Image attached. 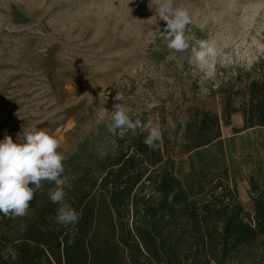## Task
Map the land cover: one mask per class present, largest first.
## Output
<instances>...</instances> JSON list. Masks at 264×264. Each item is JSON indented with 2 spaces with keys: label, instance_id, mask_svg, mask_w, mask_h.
<instances>
[{
  "label": "rangeland",
  "instance_id": "obj_1",
  "mask_svg": "<svg viewBox=\"0 0 264 264\" xmlns=\"http://www.w3.org/2000/svg\"><path fill=\"white\" fill-rule=\"evenodd\" d=\"M173 2L190 13V44L207 40L221 50L207 69L189 62L191 49L167 48L159 31L165 22L149 0H0V141L7 134L16 142L22 129L37 128L58 139L65 157L86 149L97 159L114 155L116 138L127 130L113 131L104 109L112 110L117 92L131 119L154 118L171 140L188 108L221 113L220 85L237 66L264 60V0ZM232 123L242 127L241 114ZM222 135L233 137L232 127ZM262 142L264 129L257 128L230 143L241 162L237 190L247 211L248 179L264 183ZM172 159L178 176L189 172L178 149Z\"/></svg>",
  "mask_w": 264,
  "mask_h": 264
},
{
  "label": "trees",
  "instance_id": "obj_2",
  "mask_svg": "<svg viewBox=\"0 0 264 264\" xmlns=\"http://www.w3.org/2000/svg\"><path fill=\"white\" fill-rule=\"evenodd\" d=\"M218 93L221 113L188 108L184 128L178 124L172 140L164 134L155 149L143 143L146 134L127 130L114 155L97 159L86 149L65 157L66 202L80 214L75 232L55 223L59 206L45 181L27 216L0 214V264H264V183L248 179L247 211L230 144L264 129V60L237 66ZM223 127L234 136L224 139ZM175 149L188 157L183 177L175 173Z\"/></svg>",
  "mask_w": 264,
  "mask_h": 264
},
{
  "label": "clouds",
  "instance_id": "obj_3",
  "mask_svg": "<svg viewBox=\"0 0 264 264\" xmlns=\"http://www.w3.org/2000/svg\"><path fill=\"white\" fill-rule=\"evenodd\" d=\"M148 8L155 12L157 20L165 22L163 31L158 28L170 51L183 53L191 49L189 62L201 69H207L222 57L221 50L210 41L201 40L198 47L190 44L191 37L186 35L192 23L188 9L176 7L173 0H149ZM124 99L117 92L112 110L104 109L111 129H125L134 136L139 130L146 134L143 143L155 149L162 136L160 127L152 117L144 122L131 119V109L122 103ZM59 148L58 139L42 129H22L16 142L5 135L0 141V214L12 219L27 216L35 194L46 181L53 185L47 193L50 201L59 206L53 217L55 223L75 232L80 214L66 202L72 178L65 175V156ZM69 242L74 241L70 238Z\"/></svg>",
  "mask_w": 264,
  "mask_h": 264
}]
</instances>
